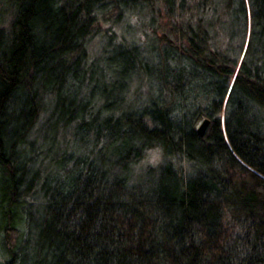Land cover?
<instances>
[{"label": "trees", "instance_id": "obj_1", "mask_svg": "<svg viewBox=\"0 0 264 264\" xmlns=\"http://www.w3.org/2000/svg\"><path fill=\"white\" fill-rule=\"evenodd\" d=\"M4 2L0 264H264V0H164L150 63L91 49L135 0Z\"/></svg>", "mask_w": 264, "mask_h": 264}, {"label": "rangeland", "instance_id": "obj_2", "mask_svg": "<svg viewBox=\"0 0 264 264\" xmlns=\"http://www.w3.org/2000/svg\"><path fill=\"white\" fill-rule=\"evenodd\" d=\"M4 1L2 0V3L5 7L6 3ZM134 3V9L130 11L123 9L117 21L111 23L114 31V42L111 45L106 44L107 36L104 38L103 32L99 33L92 41V53L94 56H101L102 59L100 61H103L104 57L111 53V49L114 48L115 50L116 45L119 44L133 46L139 56H142L144 62H149V59L163 47L162 37L168 35L170 24L172 23V18L168 16L164 0H151V2L150 0H135ZM129 6L128 2L127 7ZM5 12L6 9L3 13ZM8 17L9 15L2 18L0 26L7 25L9 21ZM138 86L137 81L133 80L130 82L127 99L130 100L134 95L145 97L148 86L146 84ZM124 105L126 106V103ZM201 122L197 124V128Z\"/></svg>", "mask_w": 264, "mask_h": 264}, {"label": "water", "instance_id": "obj_3", "mask_svg": "<svg viewBox=\"0 0 264 264\" xmlns=\"http://www.w3.org/2000/svg\"><path fill=\"white\" fill-rule=\"evenodd\" d=\"M210 123V119L209 118H205L202 120L201 124L198 126L197 128V132L200 136H203L209 126Z\"/></svg>", "mask_w": 264, "mask_h": 264}]
</instances>
